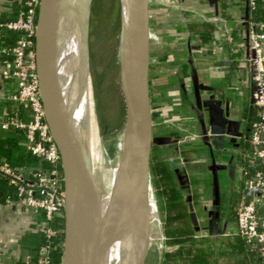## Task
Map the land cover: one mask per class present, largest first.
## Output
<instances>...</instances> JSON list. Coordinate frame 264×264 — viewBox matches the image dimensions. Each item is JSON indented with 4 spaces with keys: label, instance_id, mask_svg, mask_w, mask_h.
<instances>
[{
    "label": "crops",
    "instance_id": "1",
    "mask_svg": "<svg viewBox=\"0 0 264 264\" xmlns=\"http://www.w3.org/2000/svg\"><path fill=\"white\" fill-rule=\"evenodd\" d=\"M149 1L158 60L150 73L154 141L150 151L151 178L161 155L171 154L176 162L183 157L201 159L171 170L159 209L160 219L163 217L162 229L159 221L161 240L165 238L159 264H258V257L234 235L235 207L248 200L240 177L241 162L237 156L226 162L216 157L222 149L212 144L209 115L203 104L213 95L230 112L231 119L249 122L255 118L246 61L250 53L244 24L247 0ZM18 8V0H0V35L7 32L1 24L14 18ZM3 60L0 49V68ZM15 88V82L0 73V119L14 111L7 95ZM213 159L224 166L217 170L219 204L213 202L209 168ZM187 165L203 167L207 178L194 183L193 171ZM185 184L189 185L190 200L182 188ZM192 211L196 213V225L191 219ZM210 211L219 212L222 234H209ZM40 219V215H31L18 203L0 201V264L26 260L29 248L23 241L37 232L34 225ZM184 225L189 226V232L183 231Z\"/></svg>",
    "mask_w": 264,
    "mask_h": 264
},
{
    "label": "water",
    "instance_id": "2",
    "mask_svg": "<svg viewBox=\"0 0 264 264\" xmlns=\"http://www.w3.org/2000/svg\"><path fill=\"white\" fill-rule=\"evenodd\" d=\"M94 0H40L36 36V69L39 90L42 97L45 119L60 152L65 190L63 217V249L60 264H105L109 259L107 243L113 236L124 209L125 193L113 194L110 210L103 216L101 192L96 181L90 153V135L102 145L101 132L96 115L90 78L89 29L92 20ZM149 0H137L134 25L128 32L123 27L120 49L121 76L123 71L138 58V77H131L137 100L133 103L134 113L145 136L148 150L151 151L152 114H144L149 102L150 73L158 64L156 57L157 36L151 26ZM90 7L88 16L78 21L74 11ZM249 5L247 0L246 25L249 38ZM81 19V18H80ZM75 26V29H74ZM73 72L76 77L73 78ZM81 76L80 78L78 76ZM122 82V81H121ZM89 98L90 108L79 110V104ZM73 99V103L70 100ZM198 102L200 98L197 97ZM91 101V102H90ZM209 115L210 133L213 146L224 148L226 136L231 137L236 147L243 135L241 121L229 117L222 102L213 95L203 101ZM77 108V113H75ZM87 109V107H85ZM91 114V115H90ZM128 118V117H127ZM127 126V119H126ZM94 134V135H93ZM200 158L183 157L174 161L171 154L157 159L153 177H142V191L139 198L141 220L132 240L110 264H121L139 251L147 240L152 212L151 199L157 210L167 189L171 170H179L184 162L199 161ZM214 159L209 165L212 171V184L215 204H219V178L217 170L223 168ZM188 199H191L189 185H182ZM191 210L193 206L189 203ZM193 223L197 224L196 213L191 212ZM208 229L211 236L223 233L218 211H210ZM139 264H144L143 252Z\"/></svg>",
    "mask_w": 264,
    "mask_h": 264
},
{
    "label": "built area",
    "instance_id": "3",
    "mask_svg": "<svg viewBox=\"0 0 264 264\" xmlns=\"http://www.w3.org/2000/svg\"><path fill=\"white\" fill-rule=\"evenodd\" d=\"M256 1L248 0L249 12L256 6ZM18 3L20 8L14 18L3 22L1 27L3 31L16 30L21 34L9 51L11 56L4 58L0 68L1 75L16 84L7 99L17 110L1 118L0 127L24 130L26 149L40 161L47 162L48 167L20 169L0 160V178L16 189V197H8L6 203H18L33 216L44 215V220L34 225V230L46 237L35 253L34 264H49L55 246L53 238L61 230L54 222L64 217L65 190L60 152L45 119L36 69L35 36L40 0H18ZM248 37L250 53L246 61L253 88L255 118L247 124L243 149L245 164L240 173L243 193L248 200L235 207L237 229L234 235L258 256V264H264V24L249 18ZM19 108L26 110L28 120L19 116ZM60 245L63 246V240ZM31 259L28 255L25 262L29 263Z\"/></svg>",
    "mask_w": 264,
    "mask_h": 264
},
{
    "label": "rangeland",
    "instance_id": "4",
    "mask_svg": "<svg viewBox=\"0 0 264 264\" xmlns=\"http://www.w3.org/2000/svg\"><path fill=\"white\" fill-rule=\"evenodd\" d=\"M121 5V0L93 1L88 42L90 57L89 82L92 87L102 141L110 156L108 157L103 153L102 157L109 192L111 195L115 193L120 195L124 192L126 196L123 202L127 210L129 189L136 186V180H134L135 176L129 177L127 168L117 171L118 165L125 159V148L119 147V144L126 129V119L129 114V101L123 90L120 73V48L124 27L120 16ZM161 6H163V3H161ZM72 73L73 78H75L76 73L73 70ZM78 77L80 78L81 76ZM121 130L122 132H120ZM148 162L147 167L151 177L150 160ZM187 169L193 171L192 178L194 183L207 178V173L201 166L187 165ZM123 214L122 212L119 224L121 237H123L126 225ZM159 221L162 229V216L161 219L159 217ZM182 229L186 232L190 231L188 225L182 226ZM147 246L144 264H159L161 251L165 246V238L161 240L160 246L155 244ZM141 249L130 257L132 264H136Z\"/></svg>",
    "mask_w": 264,
    "mask_h": 264
},
{
    "label": "bare ground",
    "instance_id": "5",
    "mask_svg": "<svg viewBox=\"0 0 264 264\" xmlns=\"http://www.w3.org/2000/svg\"><path fill=\"white\" fill-rule=\"evenodd\" d=\"M121 4H122L120 11L121 21L123 22L124 29L128 32L129 30L132 29L134 25L136 11H137V0H121ZM74 13H75L74 17L78 21L83 20L86 16H88L89 5L82 9L74 11L73 14ZM123 75L121 76V80L123 84V90L129 101V112H128L129 114L127 116L128 117L127 126L122 134L121 142L119 144V147L125 148V159L121 164L118 165L117 171H120L123 168H127L129 177L132 178L135 176L134 180H136V186L129 189L127 210L125 207L124 209L123 208L121 209V211L124 213L123 217L125 218V222H126L125 232L123 234V237H121V233L119 231V224L121 222V215H120L116 230L113 236L111 237V239L107 243L106 252L109 253V259L105 264H110L111 261H114L123 251H126L128 249L127 242L128 240H132L133 234L136 232L141 220V214L139 212L138 207H139V198L142 191V177L145 174L146 175L149 174L147 164L149 163L148 158L150 160V150H148L147 148L145 136L138 122V118L134 113L133 103L138 100H137V94L135 88L129 81L131 80V77H138L139 75L137 55H135L133 61L129 65V68L128 67L126 68V72L123 71ZM70 103L71 104L73 103V99L70 100ZM78 104L80 106L79 110L83 108V110L87 111L90 108L89 98H86L84 101H81ZM85 107H87V109ZM75 109H76L75 113H77V108ZM143 113L146 115L147 113L148 114L150 113L149 102L145 107V109H143ZM120 132H122V130ZM91 136L92 135H90V139H89L90 140L89 148H90L93 167L95 171L96 181L101 192L100 196H101V206L103 210V216H107L110 210V205L113 195H111L109 192V188L105 178V170L102 162L103 161L102 157H103V153H105L106 156L108 157L110 156L105 149V145L102 141V138H101L102 145L100 146L97 144V140L95 141V138H92ZM149 169L151 172V166L149 167ZM151 206H152V212L149 220V228L147 230V233L145 234L146 236L145 239L147 240V242L144 245H142L141 248L149 244H155L157 246L158 245L160 246L161 243V232L159 228V211L157 210L153 199H151ZM147 248L148 246L145 247L144 249H141V252L136 260L137 261L136 264H139L141 258L143 257L142 256L143 252L145 253L146 256ZM121 264H132V260L129 257Z\"/></svg>",
    "mask_w": 264,
    "mask_h": 264
},
{
    "label": "trees",
    "instance_id": "6",
    "mask_svg": "<svg viewBox=\"0 0 264 264\" xmlns=\"http://www.w3.org/2000/svg\"><path fill=\"white\" fill-rule=\"evenodd\" d=\"M250 19L264 24V0L256 1V6L250 10ZM20 34V31L8 30L0 35V49L3 50L4 58H9L11 56L9 51L15 45ZM11 107H13L14 111L17 110L14 106L11 105ZM18 111V114L22 119H29L26 110L19 108ZM25 141L26 134L24 130L16 128L4 130L0 127V160H4L11 166L20 169L36 170L47 168V162L40 161L26 149ZM8 197L15 198L16 189L14 186L8 184L4 179L0 178V201H5ZM40 216L41 219L38 222L44 220V215L40 214ZM54 223L61 230L57 237L53 238L55 246L51 250L49 264H60L63 249V246L60 245V242L63 240V220L57 219ZM45 241L46 237L39 232L32 233L30 238H25L23 243L29 248V255L32 256V259L29 263L20 261L18 264H34L36 259L35 253L45 243ZM240 241L242 242L243 240L240 239ZM257 260L259 262V258H257Z\"/></svg>",
    "mask_w": 264,
    "mask_h": 264
},
{
    "label": "flooded vegetation",
    "instance_id": "7",
    "mask_svg": "<svg viewBox=\"0 0 264 264\" xmlns=\"http://www.w3.org/2000/svg\"><path fill=\"white\" fill-rule=\"evenodd\" d=\"M230 113V112H228ZM230 116V114H229ZM242 123V128H243V135L240 138V145L239 147L235 146V143L232 142L231 137L226 136L225 138V142H224V148L216 153V157L218 159H221L223 161H229V158L233 157V156H237V158L240 160L241 162V166L245 164V158L243 157V149L245 147V137H246V133L248 131V121L243 119L241 120ZM234 150L236 151V153H234Z\"/></svg>",
    "mask_w": 264,
    "mask_h": 264
}]
</instances>
